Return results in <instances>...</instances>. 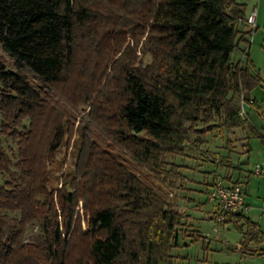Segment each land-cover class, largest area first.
Returning <instances> with one entry per match:
<instances>
[{
    "label": "trees",
    "instance_id": "16d2710c",
    "mask_svg": "<svg viewBox=\"0 0 264 264\" xmlns=\"http://www.w3.org/2000/svg\"><path fill=\"white\" fill-rule=\"evenodd\" d=\"M98 3L0 0V46L14 67L0 58V130L16 140L19 156L15 171L0 143V264H68L77 236L86 238L85 264H176L183 215L167 190L181 175L175 165L164 169L166 155L214 129L247 128L264 145V131L239 115L260 83L245 57L232 59L245 35V2ZM144 35L147 63L125 45L127 36L137 45ZM59 85H73L90 127L96 118L102 129L96 138L80 130L71 180L52 187V158L70 118L53 104ZM101 132L114 151L98 142ZM244 222L251 238L255 224Z\"/></svg>",
    "mask_w": 264,
    "mask_h": 264
},
{
    "label": "crops",
    "instance_id": "0c3cea01",
    "mask_svg": "<svg viewBox=\"0 0 264 264\" xmlns=\"http://www.w3.org/2000/svg\"><path fill=\"white\" fill-rule=\"evenodd\" d=\"M246 3L245 16L255 7L256 28L249 36L243 22L240 29L244 32L243 39L232 52V59L238 61L244 59L253 66V70L260 79L259 85L245 94V111L247 121L259 134L264 131V0H240ZM246 53V54H245ZM245 54V55H244ZM220 142L215 143V149H209L213 159L208 160L201 157L202 162L197 163L199 168L197 172L201 175V180L195 179L196 183L201 185V189L192 186L185 187V190L199 192L206 191L208 194L212 182L215 178L221 176L227 183L241 184L245 202L250 207L249 211L241 216L230 217L224 222L215 221L220 227L214 229L218 233V240L213 250L218 257L209 260H202L203 264H264V145L256 134H250L247 128H233L230 131L222 130L216 134ZM257 165L259 172L256 171ZM200 187V186H199ZM189 204L186 207V216L197 221L198 218L190 213L191 209L204 213L203 218L214 220L215 204L211 214L202 207L190 203L197 197L187 196ZM195 199V200H196ZM207 200L209 201L208 197ZM211 202V201H209ZM195 203V202H194ZM202 203V201H200ZM202 219V218H201ZM247 219L255 224V230L251 238L245 233ZM229 226L237 229L238 236L234 242H229L226 237ZM194 232L184 235L180 242L185 248L189 249L194 244V240L201 237L206 242L207 249H210L211 239L196 225L192 229ZM225 232V233H224ZM225 236V237H224ZM188 238V239H187ZM190 242V243H189ZM181 247V246H179ZM178 247L173 252L176 256V264H182L183 256L178 254ZM224 253H226L224 255ZM229 254L233 257L230 261L226 260ZM197 251L196 257L200 258ZM199 261V259H198ZM201 261V260H200Z\"/></svg>",
    "mask_w": 264,
    "mask_h": 264
},
{
    "label": "rangeland",
    "instance_id": "374dc122",
    "mask_svg": "<svg viewBox=\"0 0 264 264\" xmlns=\"http://www.w3.org/2000/svg\"><path fill=\"white\" fill-rule=\"evenodd\" d=\"M99 3L104 4L105 0H96ZM103 1V2H102ZM98 3V4H99ZM100 6V5H99ZM104 7V5H102ZM145 39V35L139 40L138 44L136 45L134 39L131 36L126 37L125 45L130 46V50L140 59L143 60L144 63H147L151 60V56L149 54L143 53L142 48V42ZM110 48H113L110 47ZM124 48V47H123ZM0 58L1 61H3L9 69H14L11 58L3 51V49L0 46ZM102 84V83H101ZM73 88V85H59L55 91H52L53 94V104L56 106V108H64L66 112L70 115L69 123H68V133L66 134V138L63 142V145L58 148L53 155V162L56 163V169L54 170V178L51 181L52 187L53 186H61V182L65 179V181L71 180V173L74 171L75 161L77 159V151L81 144L80 139V130L83 129V127H87L90 131V134L95 131V134L91 135L92 137L96 138V131L99 128L100 131L102 129V123L96 124L97 119L95 118L94 124L97 126H91L89 125L87 119L84 117V115L89 111L88 106L79 105L76 103L77 101V95L71 94V89ZM57 109V111H58ZM95 115V114H94ZM28 122H24V125H27ZM197 128L201 127L200 123L196 124ZM222 131V129H214L211 132H207L203 137L199 138L200 143L193 144V142H184V149L182 154L178 155H172L168 154L166 155L165 159L168 164H165L164 169L170 170L171 165H175L177 167V172L181 175V179L179 178L177 181H175V184L173 187L167 190V199L172 206V208L177 209L182 212L183 218H182V228H183V235H189L194 232L192 230L195 225L200 228L202 232H204L208 237L211 239V243L209 248L207 249V246L205 245L206 242H204V238H197V240H194V244L190 246L189 249L185 248L186 246L178 247V254L183 256L184 261L180 259L182 264H203L202 260H209L210 262H213V259L218 257V254H215L212 248L216 245L218 240V233L215 232L214 229H218L217 227H220L215 223L216 218L214 217V220L211 218H203L204 213L201 211H196L191 209L190 213L193 214L197 219L196 223L193 220V218H189L186 215V207L189 204L190 201H188L187 196H195L197 199H194V202L190 203V206H195L194 204H197L198 206L202 207L206 212L209 214L213 211V203L209 202L207 200L208 194H206V191L199 192L195 191H186L185 187L192 186L197 189H201V185L197 184L195 179L201 180V175L197 172L199 165L197 163L202 162L201 157L207 158L208 160L213 159L212 152L209 149H215L214 145L215 143L220 142L219 138H217L216 134H219ZM102 137L99 139L97 137L98 142H101L103 147H107L110 150L114 151L115 146L112 144H109V141L106 139L104 134L101 132ZM91 137V138H92ZM194 138V136H192ZM0 143L5 151V153L9 156L11 159V168L15 171H17V160H18V147L16 140L6 134H3L0 130ZM104 143V144H103ZM64 178V179H63ZM169 179V178H168ZM169 181V180H168ZM172 181V180H171ZM200 186V187H199ZM202 201V203H200ZM6 212L8 216H16V211H4ZM76 212L80 215L81 220V227L83 231H86L87 228V217L84 215L82 201H78V205L76 206ZM213 214V213H212ZM202 218V219H201ZM33 232H35V228L28 229L26 233V237L28 238ZM225 233V232H224ZM182 234V233H181ZM238 236L237 229H235L232 226H229V231L226 233L227 240L229 242H234L236 237ZM77 236L74 240L75 242H71L68 251H67V261L68 264H85V254L83 253V248L86 244L85 237ZM188 239V238H187ZM190 243V242H189ZM198 253L201 255L200 258L196 257V254ZM226 253H224L225 255ZM233 255L229 254L226 260L230 261L232 259ZM199 259V261H198ZM201 260V261H200Z\"/></svg>",
    "mask_w": 264,
    "mask_h": 264
},
{
    "label": "built area",
    "instance_id": "2783aa9c",
    "mask_svg": "<svg viewBox=\"0 0 264 264\" xmlns=\"http://www.w3.org/2000/svg\"><path fill=\"white\" fill-rule=\"evenodd\" d=\"M255 15L256 10L255 7H253L242 19L249 36L252 35L256 28ZM239 115L242 119H247L244 99H242L240 103ZM256 171L259 172L258 165ZM244 196L241 184L227 183L221 176L215 178L208 192V199L215 204L216 220L224 222L227 217L247 213L250 207L245 202Z\"/></svg>",
    "mask_w": 264,
    "mask_h": 264
}]
</instances>
